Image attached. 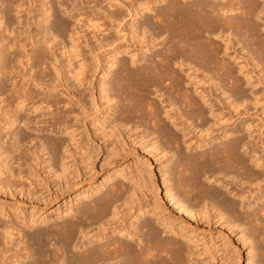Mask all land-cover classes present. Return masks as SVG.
Instances as JSON below:
<instances>
[{"label":"bare ground","instance_id":"bare-ground-1","mask_svg":"<svg viewBox=\"0 0 264 264\" xmlns=\"http://www.w3.org/2000/svg\"><path fill=\"white\" fill-rule=\"evenodd\" d=\"M86 1L93 2L98 9L83 13L78 9L80 0L70 2V10H73V20L77 27L69 32L67 45L64 34L69 29V24L60 18L59 11L63 9L70 13L69 0H0V28L5 33L9 32L8 27L13 24L10 13L13 12L19 24L18 28L21 29L18 32L16 28L17 33H14V26V29L10 27L12 30L9 34L12 33L11 40L16 39L15 42L10 39L0 40V79L6 81L10 73L14 77L11 83L14 90L12 98L7 103L4 97L0 98V104H3L0 113H5L2 120L8 119L10 128L21 121L26 125L32 119H24L20 111L30 109L35 113L37 124L48 119L56 120L62 132H67L70 136L79 131V127L74 128L77 124L73 125L71 118L81 121L91 116L99 117L100 127L104 131L105 123L107 125L111 118L108 111L103 113L95 98L91 103H88L89 99L81 100L82 94L77 92L79 87L88 82L86 75L90 69H81L83 65H79V69L73 71L74 75L71 77L74 85L70 87L68 80L64 81V69L59 68L61 63L58 60V56H65L67 64L70 65L72 59L81 52L82 39H89V34L95 36L100 47L107 46L112 53L108 57L110 65L99 70L102 73L98 83L101 87L99 96L104 99V104L101 103L108 106L112 116L117 114L120 118L108 123L116 128L113 130V139L118 137L117 142L124 139L121 128H127L128 121L132 119H137L138 123L140 121L147 129L150 128L152 131L144 130V135H150V139L146 141L151 148L155 151L161 148L160 145L157 148L156 139L159 137L165 144L161 148L163 156L169 153L167 147L175 152L166 161L167 169L164 171L170 177L164 178L163 184L169 182V178L173 179V182L164 187L163 197L166 201L176 206L178 211L193 217L195 214L200 215V209L195 207H199L202 201L209 200L217 210L216 217L223 221V225L231 233L240 230L242 242L249 243V252L256 249L257 258L254 260L256 256L251 254L246 258L247 263L264 264V131L258 133L254 126L252 133H243L240 127L237 128L238 125L233 127L235 122L242 120L248 99L244 94L245 90L241 88V78L235 74L238 73L234 71L235 67L232 68L228 59H222L224 55L220 57L221 52L225 54L233 47L231 34L236 31L234 33H240L238 35L240 40L243 39L244 47L258 59L255 65L258 66L259 61L263 70L264 43L259 40L256 19L264 9V0L262 3L259 0H110L108 9L100 3L99 5L97 0ZM156 3L160 5L156 6ZM85 15L87 22L81 25ZM126 16L132 18L127 29L122 26ZM31 24L35 26L34 31ZM109 24L115 31L111 36L106 35ZM84 27L90 28V31L85 28L83 30L86 33L81 32ZM21 33L23 36L21 35L19 42L17 37ZM128 36L137 43L135 50L126 51L130 64L126 62V58L119 57L127 49V46L121 48L119 42L128 41ZM215 37L221 39L222 43ZM12 55V59L17 60L22 69L16 70V64H10ZM36 58L38 67L45 65L54 70L55 76L51 77L53 79L50 80V73L49 80L45 79L47 73L44 74L43 69L37 76L35 71L27 68L36 66ZM9 64L10 68L7 69ZM16 77L23 82L15 80ZM245 80H251L247 73ZM258 83L260 79L257 83L250 82V85L255 87ZM31 84L65 96L63 99H54L51 104L47 100L35 99L38 94L30 88ZM151 90L157 93L155 101L150 98ZM262 94L264 95V91ZM48 95L52 96V93ZM253 98V105L262 102L258 95ZM161 103L165 104L164 109L160 107ZM51 106L54 107L52 110ZM261 120L264 125V119ZM230 125L233 129L229 132L227 127ZM130 128L127 130L132 133L134 130L135 133L137 124L134 125L135 129ZM217 131L219 134L212 139V133ZM11 133L16 142L18 128L15 126ZM152 133H156V136L151 137ZM146 141H136L133 145L138 143L144 149L147 146L144 143ZM42 146L44 145L41 143L40 147ZM65 151L66 157L72 152L67 145ZM7 154L9 155L8 152ZM172 157H175L173 161ZM10 173L13 176L11 171ZM202 176H206L207 180L218 181L232 197L202 183ZM225 178H229V183L238 185V188L230 191L227 183H223ZM118 183H113L104 193L86 201L80 209L65 208L66 212L61 216L60 223L52 224L45 230L36 229L29 234L38 226L33 224L36 221L31 216H16L1 222L0 264H19L20 258L30 259L26 264H185L186 256L192 257L195 253L188 244L191 240L181 235L183 240L172 236L178 235V232L168 225H164V231L171 234L161 236L153 222L156 220L152 221L145 216L150 211L156 215L155 208L148 210L147 206L134 203V187L137 185L130 188L131 193H128L127 185ZM156 188L159 193L162 192L159 191V186ZM126 191L127 200L124 196ZM136 199L140 201L139 197ZM118 201H121L120 204ZM123 206L127 207L128 212L125 214L133 218L128 224L123 223L120 216V208ZM224 214L232 220L226 219ZM45 219L47 217L42 220L48 222ZM27 229L30 231L27 232ZM49 237L65 256L52 254L44 248L43 240ZM29 240L33 241L36 248ZM193 263L191 260L189 264Z\"/></svg>","mask_w":264,"mask_h":264},{"label":"rangeland","instance_id":"rangeland-1","mask_svg":"<svg viewBox=\"0 0 264 264\" xmlns=\"http://www.w3.org/2000/svg\"><path fill=\"white\" fill-rule=\"evenodd\" d=\"M81 1L82 3L83 2L84 3L81 4ZM85 1L86 0H80L79 3L80 5H78V7H80L78 8L80 12L89 13L90 10L92 9L95 10L98 9V7L97 8L94 7L93 2H88L89 3L88 4L87 1L86 2ZM70 2L71 0H69L68 2L69 3L68 10L71 9ZM259 2L262 3V0H259ZM97 3L98 4L100 3L104 8L106 7L105 9H108L107 7L110 5V0H97ZM158 4L160 5V3ZM158 4L156 3V6ZM72 11L73 10H70L69 14L66 13V11L63 9L59 11L60 18L69 24V29L66 30L65 32L66 35L64 34V40H65L64 42L67 45H69V40H68L69 32H71L73 27L74 28L77 27V25L74 24V20H73L74 17ZM12 13H10V15L11 18H13V24L8 27V30L10 32V30L15 28L14 33L15 32L17 33V30L19 32L21 31V29L19 30L18 28L19 24L17 23V19L16 17H14L13 15L14 13L13 14ZM263 14H264V9L262 13L259 15V17H257L256 25L258 29L257 34L260 33V36H258L260 37L259 40L261 39L264 43ZM85 17L86 15L82 20L83 22L81 21L82 23V24L80 23L81 25L86 24L87 21L85 20L86 19ZM131 19L132 18H130V16H126V18L122 22L123 28L127 29L129 27V23ZM106 21L107 23H109L108 20ZM13 26L14 28H12ZM30 27L31 29H33V31L35 30L34 25L31 24ZM85 28L86 27L82 28L81 32L86 33L84 31ZM86 31H90V28H86ZM233 31L234 30H231V32ZM9 32L7 31L5 33L1 27L0 40L1 41L5 39L11 40L12 33L9 34ZM149 32L150 31H148V35ZM234 32L231 34L232 38L230 36V38L233 41L232 42L233 47L227 50L225 54L221 52L220 57L224 55L223 56L224 58L222 57L221 58L224 60L228 59L227 61H230L229 63H231L232 68L233 66L235 67L233 69L235 72H238L235 74L238 77H240L242 80L241 88L243 91L245 90L244 94L247 97L248 102H246V107H245L246 109L243 110L242 120L235 122L234 123L235 125L233 124L234 125L233 127L238 125L237 128L240 127L243 133L244 132L252 133L253 132L252 130H254V126H255V130H258L257 131L258 133L259 131L263 132L264 125H262L261 119H264V95L262 94V92L264 91V84H263L264 68L262 70V66L260 65L259 61L257 64L258 66L255 65L258 59L255 58L254 54L248 52L249 50L246 47H244L245 45L242 41L243 39L240 40V36L238 35L240 33L237 32L236 34ZM107 34H109V36H111V34H115V31L112 30L110 24L106 32V35ZM234 34L236 35L234 36ZM21 35L23 36V34L21 33L17 37V40L19 42L20 39H22ZM88 37L89 39L87 40H85L84 38L82 39L81 42L82 49L80 48L81 52H79V56L75 58L73 56L74 60L72 59L71 61L72 63L70 65L67 64L65 56H58L59 64L61 63L59 65V68L61 70L64 69L63 70L64 72L62 71V73L64 74L63 75L65 79L64 81L67 82L68 80L70 87L74 85V79L71 77L72 75H74L73 71L75 69H79V65L81 64L83 65L81 69H90V72L88 71L89 73L86 75L87 76L86 80H88V82H86V84L83 87L78 88L77 92H80V94H82L80 96V99L83 101L89 99L88 103H91L93 98H95L96 101L98 100L97 102L98 104H100L101 106L100 108L102 112L104 113L107 110L108 111L107 114H110L111 118H109L108 123L113 122L115 120L118 121L120 120V118L116 116L117 114H115V117L114 115L112 116L111 111L107 108L108 106L106 104L103 105L104 99L103 98L101 99L99 96L100 93L99 90L101 87H99L98 82H100L101 73H102V72L100 73L99 70L110 65L108 57L112 53L109 51V47L107 46L100 47V42L96 40L95 36L89 34ZM163 37H165V34L163 35ZM127 38L126 39L128 41L120 40L119 44L121 48L127 46L125 52L127 50L128 51L135 50L134 48L137 47L136 46L137 43L135 44L136 40H132L130 36H128ZM13 40H11V42L16 41V39L14 41ZM216 40L218 41L220 40V43H222L221 39L216 38ZM262 41L260 42L262 43ZM245 48L247 49V51ZM11 50L12 48H10V51ZM17 52L16 54H19ZM125 52L121 54L122 56L119 55V57L120 58L122 57L123 59L126 58L127 61L126 60L125 61L130 64L129 54L128 52H126L127 54ZM15 57H17V55ZM18 57H21L20 54ZM248 57H252V58L249 59ZM12 58L13 55L11 56V59ZM234 58H236V60L233 61ZM11 59H10V64L15 63L16 67L14 65L13 66L15 67L16 70L22 69L21 64H19L17 60H13L14 59L13 58L12 59L13 61L11 62ZM96 60H100V61L97 62ZM34 63L36 65L34 66L36 69L31 66L30 67L28 66L27 68L31 71L32 70L35 71L37 76H39L42 73L40 71H42L43 69L44 74L47 73L45 79L49 80V75H48L49 73H50V80L54 78L55 74L53 69H50L49 67L47 68L45 67V65H43L44 67L43 66L38 67L37 65L38 58L34 60ZM10 64L7 69L10 68ZM115 67L117 68V65ZM115 67H113L112 69H115ZM119 67L121 68V65ZM240 67L243 68L240 69ZM69 71H71L72 73ZM246 73L248 74V76H251V80H249L248 82L245 80ZM13 78H14L13 74L10 73L6 81L0 79V98L4 97L6 99L5 103H7V100L12 98L11 95L14 90H12L11 83L14 80ZM18 78L19 77H16L15 80H19L20 82L21 81L23 82V80ZM259 79H260V83H258L255 87H252L250 85V82L255 81L257 83L259 82ZM19 81L18 84L20 85L22 82L20 83ZM30 88L34 90L36 94H38L36 95L35 99L47 100L50 102V104L54 99L55 100L57 98L63 99L65 96L60 92H55L54 90H48L47 88L41 87L40 85L34 86L33 84H31ZM151 91H152L150 93L151 100L152 101L157 100L156 97L157 93H154L153 90ZM17 93H15V95ZM48 93L50 94L52 93V96L48 95ZM55 93L57 94V96ZM256 95H258L259 99H262V102L253 105L252 104L254 102L253 96ZM250 100L253 101L251 102ZM101 102H103V104ZM162 104L163 103L160 104V107H163L165 105ZM2 105L3 104H0V108ZM244 106L242 108H244ZM53 108L54 107L51 106L50 110H52ZM162 109H164V107ZM57 112H58V108H57ZM20 113H22L24 119L27 118L28 120L31 119L32 120L29 121L26 125H24L23 121H21L18 123V125L15 124L11 128L8 127V119L2 120V117L4 118L5 113L2 114L0 113V170H1L0 171V223L3 221H7L8 218H12L16 216L18 217L26 216L27 218H30L31 216L33 220L36 221L33 224L34 225L36 224L38 226L35 225L36 227H34L31 231L27 229L28 230L27 232L30 231L29 234H32L36 229L45 230L48 226L52 224L60 223V221L62 220L61 216H64L65 214L64 211L67 208L80 209V207L86 204L85 203L86 201L88 202L93 197L99 196L98 194L104 193L106 189H108V187L112 186L113 183L116 184L119 182V183H123L125 186L127 185L126 189L129 188L128 189L129 192L126 191L125 193L126 195H124L126 200H127L126 196H128L127 192L131 193L130 188L133 189V186L137 185L136 188L134 187V190H136L134 192L135 194L133 195V197H135L134 201L136 200V202L134 203H140L143 206H147L148 210L149 209L152 210L155 208L154 211L157 213L156 215L154 212L153 215L152 212L150 211L146 213L145 216L152 221L156 220L153 222L156 228H158V231L161 233V236H164L165 234L166 235L171 234V233H165L164 231L166 228L165 226L168 225L172 228V230L175 229V231L178 232V235L173 234L172 236L179 238L181 240H183V237H185L186 239H190L192 241V242L189 241L188 244L192 249L190 247L189 248L193 251V253L194 252L195 253L192 255V257L190 256L191 258L189 256H186L185 264H189L191 260L194 261L193 264H248L247 263L248 260L246 259L248 256L252 254L256 256L254 257V260L257 258L256 249H254L252 252H249L248 249L249 243L247 242L246 244H244L242 242L243 240L240 238L241 234L239 233L240 230L231 233V231L227 229L226 225L225 224L223 225L222 223L223 221L219 220V218H217L218 216L216 217L217 210L209 200L202 201L199 204V207L197 206L195 207L197 209H200L199 210L200 215L195 214L193 217L186 215V213L178 211L176 206H173L171 205L170 202L166 201V198L163 197L164 187L167 184L173 182V179L169 178L170 179L169 182H165V184H163L164 178H167L169 176V174H164V171L167 169L166 161L171 156H174L172 153L175 154V152H172L173 149H171L170 151V149L167 147L166 149L167 151H169V153H167L166 156H163L162 155L163 152H161L162 150L161 148L162 146L164 147L165 144L163 142V139L159 137H157L156 139L158 142L157 148H159L160 146L161 148L158 149L157 151L151 148L150 145H148L149 142H147L150 135L146 137L144 135V130L145 131L146 130L152 131V130H150V128L147 129V127L144 124H142V122L139 121L138 123L137 119H132L133 121L132 120L128 121L129 126H127V128L131 127L130 128L131 130L135 129L134 125L136 126L137 124L135 133L134 130L132 133V131L130 130L128 131L127 128L125 129L121 128L122 130L121 132L124 135L123 136L124 139L121 140V142L120 141L117 142L118 137H116V139H113L115 136L113 130H115L116 128L111 127L110 124L108 125V123L106 125L105 123V130L103 131L104 128L101 129L100 127L101 123H99V117L94 118L91 116L84 120L82 119L81 121H77L71 118L72 124L73 125L77 124L75 125L74 128L79 127V131L71 134L70 136L67 132H62V129L59 128V124L56 120L48 119L45 122H41L40 124H37L36 119H34L35 113L32 112L30 109L29 110L26 109L24 112L20 111ZM259 117L261 119H259ZM165 121L168 122L166 119ZM247 124L252 126L250 127L248 125L249 126L248 127ZM15 126L16 128H18L16 142L14 141L12 137L13 134L11 133V131L15 128ZM231 127H232L231 125L227 127L229 132L233 129V127L232 128ZM80 130H82L83 132ZM130 132L132 134H130ZM218 134L219 131L213 132L211 135L212 139H215ZM143 136L145 138H143ZM155 136L156 133L151 134V137H155ZM69 137L71 138V140ZM73 137L75 138L72 141ZM78 137H80L83 140V142ZM77 139L79 142L77 141ZM142 140L143 141L147 140L146 142H144L145 144L147 143V146L144 149L140 148V146H138V143L135 144V146L133 145L136 141H142ZM114 142L116 143L113 144ZM41 143L44 146L40 147ZM64 144L67 145V148H70V151H72L70 154L67 155V157H66ZM42 148L44 149L42 150ZM40 150H42V152ZM3 151L6 153H4ZM7 152L9 153L10 156L7 154ZM91 154H93L91 156L92 160L90 159ZM6 155H8V157ZM173 158L175 157H172L171 161L174 160ZM66 159L68 160L65 161ZM10 171L13 173L14 177L10 176L11 175ZM69 174L71 176H69ZM66 176H68V178ZM205 178L206 176L201 177L202 183L206 184L209 187L216 188L223 192H226V195L228 197H232V194L225 191L224 187L221 186L218 181H213L212 179L207 180ZM223 183L224 184L227 183V187L230 191L238 188V185L236 186V184L229 183V178L228 179L225 178ZM7 184H9V187ZM156 186H159L160 188L159 191L160 192L162 191L161 193L158 192ZM93 188L95 189L93 190ZM138 197L140 201L136 199ZM120 202L118 201V204H120ZM123 207L120 208L121 210L120 216H122V222L128 224L131 221V219L133 220V218H130L128 214H125L128 212L126 209L127 207H125L124 209ZM202 209L205 210L202 211ZM124 215L126 216L124 217ZM43 217L45 218L47 217L48 220L47 219L45 220H47L48 222H44L42 220ZM224 217L226 219L232 220L227 214L226 216L224 214ZM158 220L161 222H159ZM29 225H31V223H29ZM180 235L183 237H180ZM52 241L53 239H50V237L49 239L45 238L43 240L44 248L49 252H51L52 254L61 256L62 253L59 252L56 246L53 245L54 241L53 242ZM29 243L32 245L33 241L29 240ZM33 246L34 248H36L34 244ZM63 255L65 256L66 254L63 253L62 256ZM28 261H30V259L20 258L18 260V263L26 264V262Z\"/></svg>","mask_w":264,"mask_h":264}]
</instances>
